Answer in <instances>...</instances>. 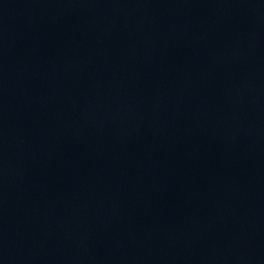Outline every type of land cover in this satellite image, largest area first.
Returning <instances> with one entry per match:
<instances>
[{"label": "water", "instance_id": "obj_1", "mask_svg": "<svg viewBox=\"0 0 264 264\" xmlns=\"http://www.w3.org/2000/svg\"><path fill=\"white\" fill-rule=\"evenodd\" d=\"M0 264H264V0H0Z\"/></svg>", "mask_w": 264, "mask_h": 264}]
</instances>
